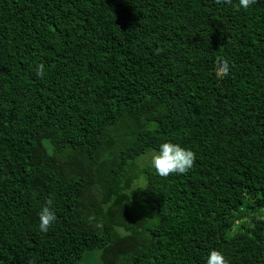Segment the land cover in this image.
I'll return each instance as SVG.
<instances>
[{"label": "trees", "instance_id": "trees-1", "mask_svg": "<svg viewBox=\"0 0 264 264\" xmlns=\"http://www.w3.org/2000/svg\"><path fill=\"white\" fill-rule=\"evenodd\" d=\"M166 142L187 174L151 167ZM95 250L264 264V0H0V264Z\"/></svg>", "mask_w": 264, "mask_h": 264}, {"label": "clouds", "instance_id": "clouds-1", "mask_svg": "<svg viewBox=\"0 0 264 264\" xmlns=\"http://www.w3.org/2000/svg\"><path fill=\"white\" fill-rule=\"evenodd\" d=\"M257 0H238V10L249 9ZM217 4H232V0H216ZM231 62L226 58H218L215 74L218 79L226 78L231 71ZM45 65L41 63L36 68V75L43 78L45 75ZM151 167L161 177L167 178L172 175L187 174L196 161V154L190 149H186L179 144L171 142L163 143L159 151L153 152L146 157ZM51 204V201L48 202ZM39 228L47 233L56 221L55 212L50 207H44L39 213ZM207 264H229L228 259L219 250H212L209 254Z\"/></svg>", "mask_w": 264, "mask_h": 264}, {"label": "rangeland", "instance_id": "rangeland-1", "mask_svg": "<svg viewBox=\"0 0 264 264\" xmlns=\"http://www.w3.org/2000/svg\"><path fill=\"white\" fill-rule=\"evenodd\" d=\"M80 264H102L99 259V251L95 250L84 254Z\"/></svg>", "mask_w": 264, "mask_h": 264}]
</instances>
